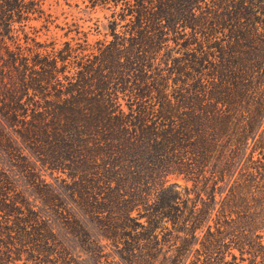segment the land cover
Returning <instances> with one entry per match:
<instances>
[{"label":"trees","instance_id":"trees-1","mask_svg":"<svg viewBox=\"0 0 264 264\" xmlns=\"http://www.w3.org/2000/svg\"><path fill=\"white\" fill-rule=\"evenodd\" d=\"M45 1L0 0V264H80L15 181L58 207L36 162L98 259L264 264V0H104L92 46L30 35Z\"/></svg>","mask_w":264,"mask_h":264},{"label":"rangeland","instance_id":"rangeland-1","mask_svg":"<svg viewBox=\"0 0 264 264\" xmlns=\"http://www.w3.org/2000/svg\"><path fill=\"white\" fill-rule=\"evenodd\" d=\"M108 2H110L108 0ZM94 4H96L94 6ZM112 6V3L110 4ZM111 6L105 4L104 0H46L44 9L47 16L29 21L25 30L30 35H37V40L43 42L45 39H58L60 42L69 39H75L81 45L87 38V43L92 46L97 40L111 39L109 36L111 15ZM77 31V32H76ZM87 36V37H86ZM169 46H173L170 42ZM166 56V55H165ZM5 157L0 153V161ZM38 169L49 182L55 193L59 197L58 207L48 206L31 189L27 188L23 179L16 175L15 181L19 189L29 198L33 208L45 219L48 226L53 230L56 237L61 241L64 247L77 259L80 264H123L110 248L107 242L102 241L104 245V257L98 259L89 253L83 243L85 237L80 230L74 228V219L78 220L83 227L89 232L94 239H99L100 231L91 224L84 214L83 210L74 203V196L69 190L66 175L59 172L50 173L36 162ZM15 173V172H14ZM169 181H176L180 185L191 184L185 182L181 177H169ZM74 226H73V225Z\"/></svg>","mask_w":264,"mask_h":264}]
</instances>
